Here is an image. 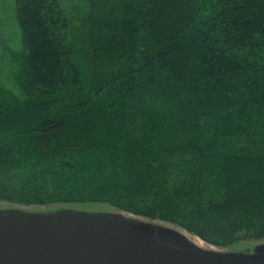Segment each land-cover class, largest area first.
Returning a JSON list of instances; mask_svg holds the SVG:
<instances>
[{
  "label": "trees",
  "instance_id": "trees-1",
  "mask_svg": "<svg viewBox=\"0 0 264 264\" xmlns=\"http://www.w3.org/2000/svg\"><path fill=\"white\" fill-rule=\"evenodd\" d=\"M95 3L71 42L63 0H14L34 92L25 116L0 114V200L106 201L209 242L262 238L264 0Z\"/></svg>",
  "mask_w": 264,
  "mask_h": 264
},
{
  "label": "rangeland",
  "instance_id": "rangeland-1",
  "mask_svg": "<svg viewBox=\"0 0 264 264\" xmlns=\"http://www.w3.org/2000/svg\"><path fill=\"white\" fill-rule=\"evenodd\" d=\"M63 3L70 17L71 42H74V39L81 38L83 32L80 33V29L85 28L83 31L86 30V18L95 16V9L99 5H95V0H63ZM101 14L102 16L105 15L102 12ZM102 16L99 14L98 18ZM15 17L14 0H0V91L5 92L4 96L9 94L5 99L6 103L0 107V114L6 117L19 114L25 116L29 93L34 90L27 83L24 65L25 51ZM102 29L105 30L106 28L102 27ZM88 74L89 72H84V85L89 82ZM10 104L11 108L9 109ZM46 113L41 111L33 114L32 123L39 121L47 115ZM35 145L36 143L33 142L27 147L32 150ZM16 214L70 218L89 225H101L107 221L119 220L124 225L125 231L151 243L173 248L184 247L195 250L218 251L236 255L240 260L247 262L256 258H264V236L258 239H236L225 244L209 242L176 223L157 217L150 218L135 214L106 201L85 200L40 204L0 200V215Z\"/></svg>",
  "mask_w": 264,
  "mask_h": 264
},
{
  "label": "water",
  "instance_id": "water-1",
  "mask_svg": "<svg viewBox=\"0 0 264 264\" xmlns=\"http://www.w3.org/2000/svg\"><path fill=\"white\" fill-rule=\"evenodd\" d=\"M121 221L89 225L47 215H0V264H264L136 237ZM128 229V228H127Z\"/></svg>",
  "mask_w": 264,
  "mask_h": 264
},
{
  "label": "bare ground",
  "instance_id": "bare-ground-1",
  "mask_svg": "<svg viewBox=\"0 0 264 264\" xmlns=\"http://www.w3.org/2000/svg\"><path fill=\"white\" fill-rule=\"evenodd\" d=\"M17 264H25L24 262H17Z\"/></svg>",
  "mask_w": 264,
  "mask_h": 264
}]
</instances>
